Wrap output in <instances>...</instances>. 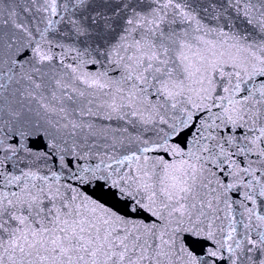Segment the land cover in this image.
<instances>
[{
	"label": "snow or ice",
	"instance_id": "snow-or-ice-1",
	"mask_svg": "<svg viewBox=\"0 0 264 264\" xmlns=\"http://www.w3.org/2000/svg\"><path fill=\"white\" fill-rule=\"evenodd\" d=\"M0 264H264V0H0Z\"/></svg>",
	"mask_w": 264,
	"mask_h": 264
}]
</instances>
